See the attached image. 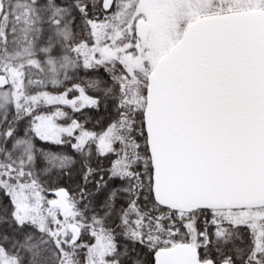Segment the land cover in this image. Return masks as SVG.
<instances>
[{"label": "snow or ice", "instance_id": "1", "mask_svg": "<svg viewBox=\"0 0 264 264\" xmlns=\"http://www.w3.org/2000/svg\"><path fill=\"white\" fill-rule=\"evenodd\" d=\"M0 264H264V0H0Z\"/></svg>", "mask_w": 264, "mask_h": 264}]
</instances>
